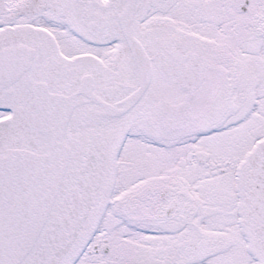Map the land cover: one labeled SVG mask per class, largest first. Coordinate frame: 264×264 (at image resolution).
Returning <instances> with one entry per match:
<instances>
[{
	"label": "snow or ice",
	"instance_id": "obj_1",
	"mask_svg": "<svg viewBox=\"0 0 264 264\" xmlns=\"http://www.w3.org/2000/svg\"><path fill=\"white\" fill-rule=\"evenodd\" d=\"M0 264H264V0H0Z\"/></svg>",
	"mask_w": 264,
	"mask_h": 264
}]
</instances>
